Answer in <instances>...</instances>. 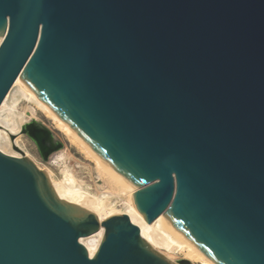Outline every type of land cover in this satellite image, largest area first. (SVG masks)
<instances>
[{
	"label": "water",
	"instance_id": "95a60500",
	"mask_svg": "<svg viewBox=\"0 0 264 264\" xmlns=\"http://www.w3.org/2000/svg\"><path fill=\"white\" fill-rule=\"evenodd\" d=\"M0 107L20 78L214 264H264V0H0ZM30 117V114H28ZM44 162L64 148L30 117ZM0 151V264H193L100 221ZM103 229L93 257L80 239Z\"/></svg>",
	"mask_w": 264,
	"mask_h": 264
},
{
	"label": "bare ground",
	"instance_id": "6f19581e",
	"mask_svg": "<svg viewBox=\"0 0 264 264\" xmlns=\"http://www.w3.org/2000/svg\"><path fill=\"white\" fill-rule=\"evenodd\" d=\"M2 41L3 39L0 38V45ZM16 88H18L19 91L23 94L33 98L37 102V104L41 106L53 118L56 127L63 132L67 139L77 148L84 151L87 156L94 161L102 177L101 179H103L102 181H104V183L109 186L110 191H112L111 194H118L121 192L129 193V200L127 203L128 207L125 214L130 217L133 224L139 227L141 236L146 241H148L156 250L162 252L170 260H173L175 258L174 252L178 251L183 255V259H186L190 262H198L200 264H214L193 243L186 239L166 219L164 214L159 216L152 224H148L135 208L132 196V194H134L136 191L135 187L131 185L126 179H124L120 174H118L112 167L105 163L85 141H83L66 123H64L52 110L47 107L20 78L15 81L11 90L13 91ZM12 91L9 92V95L6 96L4 102L0 107V111L9 100ZM25 120L27 119H22V122H24ZM10 121V118L6 119L7 123H9ZM7 138L8 134L4 137L3 133L0 132V142L4 146L9 145V142H7L6 140ZM25 157H28V155L26 154ZM74 181L70 179L67 181L68 183L64 184H57L52 181L54 188L61 199L81 205L82 207H85L86 209L94 212L99 217L100 221L114 216L115 214H119V212H115L112 208H110V202L108 200L89 197L88 195L81 192V189L79 187L78 189L74 186ZM103 234L104 231L103 229H101L99 232L90 237L80 239V243H82L86 247L90 257H93L95 255L101 243Z\"/></svg>",
	"mask_w": 264,
	"mask_h": 264
},
{
	"label": "rangeland",
	"instance_id": "374dc122",
	"mask_svg": "<svg viewBox=\"0 0 264 264\" xmlns=\"http://www.w3.org/2000/svg\"><path fill=\"white\" fill-rule=\"evenodd\" d=\"M28 114L36 121L46 125L54 133L56 140L64 144V148L54 153L48 162L43 161L34 142L26 135L21 134L22 125L30 121ZM7 118L11 119L9 123L6 122ZM24 118L27 120L22 122ZM0 130L4 137L8 134L6 140L9 145L4 146L0 142V150L4 153L22 157L21 153L13 149L15 144L24 153V156L27 154L40 169L46 171L54 183L64 184L68 183L67 181L70 179L75 180L74 186L79 187L81 192L91 198L108 200L110 208L115 212H119L115 215L125 214L128 207L129 193L111 194L112 191L102 181L103 179H101L102 177L94 161L67 139L63 132L56 127L53 118L33 98L20 92L18 88L12 91L9 100L0 111ZM174 256L175 258L171 260L173 262L183 259V255L178 251L174 252ZM193 264L200 263L194 262Z\"/></svg>",
	"mask_w": 264,
	"mask_h": 264
}]
</instances>
